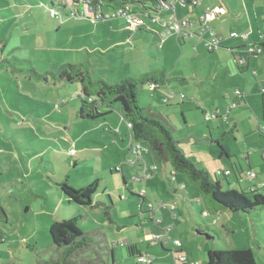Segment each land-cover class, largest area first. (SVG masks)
I'll use <instances>...</instances> for the list:
<instances>
[{
	"label": "rangeland",
	"instance_id": "374dc122",
	"mask_svg": "<svg viewBox=\"0 0 264 264\" xmlns=\"http://www.w3.org/2000/svg\"><path fill=\"white\" fill-rule=\"evenodd\" d=\"M105 1L104 10L112 13ZM225 1L240 16V21H232L238 24L236 31L246 26L254 32L251 39L261 43L264 0H223L226 5ZM52 8L59 14H52ZM73 9L86 11L85 17L72 16ZM90 18L94 13L79 0H0V208L7 216L1 222L0 264H53L61 249L53 243L50 227L74 216L80 217L83 230L97 237L107 264H205L209 250L233 247L251 248L257 264H264V207L253 214L209 212L187 174L172 175L171 165L158 162L150 152L144 155L146 166L125 164L121 169L132 156L122 151L130 138L132 143V135L129 130L128 136L120 104H114L106 119L82 118L78 81L38 80L29 70L33 66L46 72L54 64L81 62L89 49L98 51L90 57L92 78L103 77L113 84L125 76L140 78L166 67L170 83L162 90L140 86V104L168 119L178 146L214 180L223 165L240 167L241 160L249 169L245 155L260 153L263 164L251 165L256 176H248L246 170L240 174L238 168L229 176L228 187L240 189L238 174L243 187L262 186L264 193V136L258 130L259 119L264 125V70L257 57L242 73L231 52L239 45L226 41L252 40L231 38L223 27L226 39L211 51L200 38L180 43L165 35L161 40L156 34L165 28L160 20L147 18L148 26L133 31L124 19H97L94 24ZM171 90L186 98L165 102ZM236 90L248 94L250 104L229 111ZM203 108L219 109V122L207 120ZM117 127L126 135L124 142ZM218 140L232 157L224 153L221 158ZM217 178L225 180L223 175ZM65 179L76 189L96 182L97 204L68 199L58 184ZM128 243H136L149 261L131 255Z\"/></svg>",
	"mask_w": 264,
	"mask_h": 264
},
{
	"label": "trees",
	"instance_id": "16d2710c",
	"mask_svg": "<svg viewBox=\"0 0 264 264\" xmlns=\"http://www.w3.org/2000/svg\"><path fill=\"white\" fill-rule=\"evenodd\" d=\"M91 1L94 5H101L104 0ZM107 1H109L107 5L110 7L126 4L132 5L130 1L136 2L143 7L146 4L154 5L157 0ZM178 41L180 43L185 42L183 40ZM258 45L262 46L263 51L261 53H257L256 51L249 52V44L231 48L236 65L242 73L248 71L247 65L253 58L264 54V41ZM109 51L106 50L104 53H108ZM96 53H98L97 50L88 51L87 57L83 61L78 63L67 62L60 65L54 64V69L46 72H39L33 66H30L31 77L46 81L52 78L56 82L67 83L78 81L81 85L79 115L82 118L98 120L102 117L105 119L113 111L114 104L119 103L126 123H131L130 132L133 139L143 143L148 148V152L152 153L158 162L170 164L173 169L172 173H186L190 181L198 186L207 211L220 212L230 210L232 212L253 214L259 208L264 207V193L261 192L262 186L256 189H253L254 187L252 186L243 187L241 185L242 177L238 176L240 189L228 187L231 183H229L228 179L230 175L227 174H222L225 179L223 181V179L217 178L222 175L216 173V180H214L210 173L199 168L178 146L174 136V129L168 119L163 115L153 112L151 106L145 107L140 104L138 99L140 86L154 84L157 90L170 83V77L165 68L148 71L140 78L125 76L113 84L103 77L92 78L91 68L94 64L90 61V57ZM242 59L245 61L241 62ZM262 99L264 109V86L262 89ZM207 112L209 111L203 109L205 116ZM259 131L264 136L262 125H260ZM219 144L223 150L222 154L225 153L230 156L229 152H227L220 142ZM124 165V163L121 165V169ZM241 173L243 171L240 169ZM58 184L68 199L81 205L94 206L97 204L94 201V195L97 190L96 182L80 189L71 186L68 179ZM106 211L107 213L109 212V206H106ZM79 219V216H74L70 219L56 220L51 225L50 234L53 243L61 249L60 257L57 260L51 261V263L107 264V262L102 261V255L97 247L102 248L99 240L93 233L82 229L79 225ZM4 220H7V216L4 208L1 207L0 243L4 241V232L1 226V222ZM128 250L131 255L137 254L138 258L143 255L136 243H128ZM205 264H257V261L251 248L233 247L209 250Z\"/></svg>",
	"mask_w": 264,
	"mask_h": 264
},
{
	"label": "built area",
	"instance_id": "2783aa9c",
	"mask_svg": "<svg viewBox=\"0 0 264 264\" xmlns=\"http://www.w3.org/2000/svg\"><path fill=\"white\" fill-rule=\"evenodd\" d=\"M81 3L88 4L89 12L94 13V18H90L91 22L96 24L97 19H124L127 23V27L133 31H136L140 29L143 25L147 24V18L151 19L153 22L161 21L162 25L165 27V31L163 32V36H175L178 40H189L194 36H199L202 39H204V42L206 43L207 47L211 51H216L219 49V47L222 44V41L224 37L217 32L214 31L212 26L210 25V21L213 20L215 17L223 15L226 13V10L224 8H205L204 11L194 19H191L189 17H179L176 13V7L179 3L182 7L187 6L189 3L193 4L194 6H199L200 2L199 0H157L155 4H146V6L141 7V9L136 10L132 5H120L113 7L112 13H106L103 11V5H94L91 0H79ZM166 11H172V13H169L168 17L165 19H162L163 14ZM52 14L58 15L59 12L52 8L51 10ZM71 15L74 17H85L86 11H80L78 9H73L71 11ZM148 26V24H147ZM209 35L206 36L205 35ZM249 32L239 33L237 31H233L230 33L231 38H237L242 37L245 40L249 39ZM249 52H257L261 53L263 51L262 46L255 44H249L248 47ZM245 60L242 59L241 62H244ZM258 77V73H255ZM264 81V78L261 79ZM151 88L156 90V86L154 84H150ZM236 96L243 97L245 96L244 93H242L240 90H236ZM177 96H180L181 98H186V95L184 93L177 94L173 90L166 93L165 102H169L171 99L176 98ZM238 106V102L233 101V104L228 106L229 111L233 108ZM219 109L217 112H207L206 113V119L207 120H216L220 119L222 117L221 114H219ZM127 126L130 130L131 123H127ZM262 130L264 131V125L262 126ZM72 152L75 150L72 149ZM130 155L127 159V162L125 164L128 165H142L146 161L144 158V155L146 152H148V148L141 142L135 141L132 137V143L129 148ZM157 168V166H154L151 169V175L153 171ZM231 169L225 168L223 170H218V174H231ZM248 176L255 177L256 173L253 170H248L246 172ZM148 174V173H147ZM172 175H175L172 173ZM139 178V177H137ZM156 222L158 221V218L156 219ZM139 259L143 262L149 261V259L141 255ZM200 264V262H198ZM197 263V264H198Z\"/></svg>",
	"mask_w": 264,
	"mask_h": 264
},
{
	"label": "crops",
	"instance_id": "0c3cea01",
	"mask_svg": "<svg viewBox=\"0 0 264 264\" xmlns=\"http://www.w3.org/2000/svg\"><path fill=\"white\" fill-rule=\"evenodd\" d=\"M105 0L102 2V4H103V11L104 12H106L105 10H104V4H105ZM199 2H200V0H199ZM225 3H226V5L224 4V2H223V0H213L211 3H208V2H206V3H204V1L202 0L201 1V3H200V5L199 6H194L193 4H188L187 6H185V7H182L179 3L177 4V7H176V13H177V15L179 16V17H189V18H191V19H194V18H197L203 11H204V9L205 8H207V7H209V8H224L225 10H226V13L225 14H223V15H220V16H217V17H215L213 20H211L210 21V24L212 25V28L214 29V31L215 32H217L218 34H220V35H222L223 37H224V39L223 40H225L226 39V34L224 33L225 31L223 30V27H225L226 29H228L229 30V32L231 33V32H233V31H236L237 29H235V27L238 25V24H234L232 21H240V16L238 15V14H233L232 13V7H230L228 4H227V1H225ZM204 4H207V5H204ZM135 8V7H134ZM136 10H139V9H137V8H135ZM169 13H172V11H166L164 14H163V17H165V18H167L168 17V15H169ZM230 14H232V15H234L236 18H237V20H235V19H233L232 20V17H230L229 15ZM164 18V19H165ZM101 20H104V19H101ZM218 22H221V25L220 26H218ZM97 23V22H96ZM235 26V27H234ZM250 26H252V25H250ZM259 26V25H258ZM253 27V26H252ZM157 30H159V29H157ZM251 30H252V28H251ZM165 31V28L164 29H162V31H161V33H156V34H158L159 35V38L161 39V40H166V38H164L163 37V32ZM240 31H242V32H239V31H237V32H239V33H244V32H249L250 33V35H249V39L248 40H252L251 41V43H249V44H258L257 43V41L259 40V39H251V37H252V35H253V33H252V31H249V30H247L246 29V26H243V28L240 30ZM225 34V35H224ZM264 35V34H263ZM206 36H209L208 34L207 35H205V37ZM170 37H172V36H170ZM257 37V36H256ZM195 38H200V40L202 41H204V39H202L201 37H199V36H194V37H192L191 38V40H193V41H196L195 40ZM190 40V39H189ZM186 41H188V40H186ZM185 41V42H186ZM227 42H228V44H230V46H236V44L237 45H239V46H241V45H248V43L247 42H239V41H233V40H231V39H228V40H226ZM263 41H264V39H263ZM260 44V43H259ZM90 51H95L94 49H89ZM259 58V57H258ZM260 67L264 70V54L263 55H261L260 56ZM251 62V61H250ZM250 62L248 63V69L250 68ZM165 69H166V67H165ZM157 70V69H156ZM167 70V69H166ZM158 90V89H157ZM159 90H162V88H159ZM225 99H227V98H225ZM230 100H235V101H237L238 102V106L237 107H242V106H249V98H248V94H246V96L245 97H243V101L241 100V98H238L236 95H234V96H232V98L230 99ZM261 103H262V106H263V99H262V97H261ZM220 108H221V106H220ZM204 109V108H203ZM205 110V109H204ZM121 115H122V113H121ZM222 115V114H221ZM262 115H263V119H264V109H263V112H262ZM106 118H108V117H106ZM105 118V119H106ZM122 118H123V116H122ZM124 119V118H123ZM221 119V118H220ZM125 120V119H124ZM217 120V122H219V119H216ZM261 119H259V121H258V130H259V127H260V123H261V121H260ZM236 124V123H235ZM128 127V126H127ZM117 129V130H116ZM115 129V131L117 132V133H119V135H120V137H121V140L124 142L125 141V138H126V135H124V132H123V129H122V127H117ZM128 136H129V129H128ZM126 133V134H127ZM127 136V137H128ZM130 145H131V138H130V142L128 141H126L125 142V145L123 146V149H122V151H123V155L125 154V152L126 153H128V152H130L129 151V148H130ZM254 152H250V153H248V154H246L245 155V158H247V160H248V162H249V166H250V168L249 169H245L244 168V165H243V163L241 162V160H240V158H239V156H237V159L238 160H240V163H241V168L236 164V163H234V166H232V167H230L229 165H227V164H225V165H223L225 168H229V169H231V168H233V170H232V172H231V174L230 175H233V173H235V171L236 170H238V168L239 169H241L242 171H244V170H246V172L248 171V170H253V167H251V165H252V163H255L256 165H259V164H263V161H261L260 160V153H256L255 152V150H253ZM228 152V151H227ZM229 154H231V152H229ZM223 155L224 154H220V156H221V158L223 157ZM125 156V155H124ZM230 157V156H229ZM232 157V156H231ZM126 158H127V156H126ZM125 164V162H122V164ZM115 166H117V163L115 164ZM236 175V174H235ZM238 177V174L236 175V178ZM236 181H238V178L236 179ZM261 184H262V182H261ZM241 185L243 186V184L241 183Z\"/></svg>",
	"mask_w": 264,
	"mask_h": 264
}]
</instances>
